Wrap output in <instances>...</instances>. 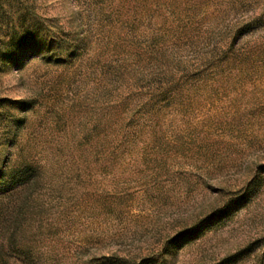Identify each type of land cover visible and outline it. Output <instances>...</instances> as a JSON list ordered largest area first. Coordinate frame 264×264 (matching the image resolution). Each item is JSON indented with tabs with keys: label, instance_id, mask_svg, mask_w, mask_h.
Masks as SVG:
<instances>
[{
	"label": "rangeland",
	"instance_id": "obj_1",
	"mask_svg": "<svg viewBox=\"0 0 264 264\" xmlns=\"http://www.w3.org/2000/svg\"><path fill=\"white\" fill-rule=\"evenodd\" d=\"M0 264H264V0H0Z\"/></svg>",
	"mask_w": 264,
	"mask_h": 264
}]
</instances>
